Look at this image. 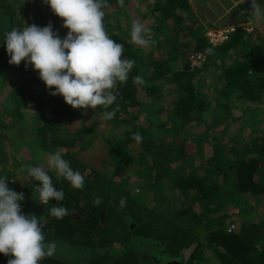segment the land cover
<instances>
[{
    "label": "trees",
    "instance_id": "1",
    "mask_svg": "<svg viewBox=\"0 0 264 264\" xmlns=\"http://www.w3.org/2000/svg\"><path fill=\"white\" fill-rule=\"evenodd\" d=\"M132 1L124 0V7H120L118 0H107L109 7L103 9L108 36L124 45L122 58L135 61L127 82L118 83L113 90L118 94L116 103L120 105V111L107 122L114 126L117 134L111 151H115L117 145L121 150L109 175L85 161V150L95 148L92 143L99 134L85 125L73 128L75 117L84 110L72 109L63 97L51 96L50 91L55 89H47L39 75H34L37 71L31 65L25 67L26 61H21L19 66L9 64L3 34L24 27L22 15L25 11H19L17 0H0V89L9 85L11 91V100L6 98L0 102V178L7 177L10 189L24 193L22 214L34 215L40 220L46 243L65 241L84 248L90 251V264H141L147 257L158 264L168 260L195 264L204 259L207 248L215 254L217 264H264V217L253 214L239 220L238 214H230L232 208L242 209L244 204L237 201L241 197L259 198L260 205L256 209L264 205L262 123L252 139H235L231 145L227 141L213 144L214 153L203 160L199 155H189L184 141L179 143L180 136L176 134L182 128L207 130L219 126L221 133H230L228 120L237 122L236 114L240 109H257L258 106L251 105L264 101V38L237 29L221 45L213 46L202 26L193 20L188 0H135L141 7L152 3L149 11L155 19L154 30L163 33L161 40L156 36L150 39L157 43L156 46L138 47L129 42L131 24L136 19L130 13H139L137 8H132ZM119 11L129 12L127 30L122 28L123 22L117 15ZM42 18L44 21L37 26L43 28L51 22L53 32L62 39L66 37L68 30L63 27V20L50 7L46 8ZM112 18L114 24L110 21ZM167 23L174 26L177 33L163 32ZM199 52L206 56L204 64L201 68L190 69L183 61V55ZM212 65L220 77L204 87L197 78ZM137 75L142 76L143 85L133 83V77ZM164 80L174 83L168 102H165L166 96L160 85ZM167 107L172 112L170 130L166 124L156 123L154 118ZM232 108L236 109L235 113L233 109L221 114ZM27 109H31L36 117L35 136L27 142H18V148L21 144L27 145L32 155L29 161L35 166L44 164L54 186L64 191L62 201L50 200L48 204H41L35 190L40 186L39 181L29 180L27 176L23 183L21 177L17 181L13 179L19 174L15 175V166L19 162L10 163L14 152L8 147L12 140L3 113L11 114L12 119L22 118ZM142 117L149 119L148 122ZM165 128L169 133L174 132L170 141L164 136ZM136 132L142 136L140 143L132 139ZM57 149H63V158L74 171L84 176L83 189L72 188L66 180H58L55 172L47 169L40 153ZM199 152L202 156L200 149ZM194 160L200 161L197 167L181 168L184 170H176V178L171 177L174 169L180 168L181 161L193 163ZM135 164L148 167L153 187H158L162 193L166 189H175L181 202L168 201L162 195L167 205L157 208L139 200L129 187L131 177L127 171ZM215 175H221L222 180L215 181ZM96 197L101 198V203L94 207ZM121 197L127 200L124 207L119 204ZM54 205H63L69 215L62 219L52 217L50 209ZM233 223L237 226L230 230ZM10 258L0 254V264H7ZM39 264L69 263L52 256L45 257Z\"/></svg>",
    "mask_w": 264,
    "mask_h": 264
},
{
    "label": "clouds",
    "instance_id": "2",
    "mask_svg": "<svg viewBox=\"0 0 264 264\" xmlns=\"http://www.w3.org/2000/svg\"><path fill=\"white\" fill-rule=\"evenodd\" d=\"M44 3L63 20V27L68 30L66 37L62 39L54 33L51 22L43 28L24 23L22 29L5 31L9 64L19 66L21 61H26L25 67L31 65L47 89H55L50 91L51 96L63 97L65 104L72 109L102 108L100 119L112 120L120 111V105L116 103L118 94L113 90L118 83L127 82L135 61L122 58L124 45L116 43L105 30L103 9L109 7L107 0H44ZM118 4L124 7V0H118ZM250 12L256 19L264 18V5L250 0ZM150 34L149 28L135 20L131 24L129 42L148 47L153 43ZM206 51L212 52L211 49ZM133 83L143 85L145 81L137 75L133 77ZM114 104L115 108L108 110ZM132 139L140 143L142 136L136 132ZM62 152L63 149L42 151L40 156L58 180L62 178L72 188L83 189L84 176L70 167ZM21 170L27 173L29 180L40 182L35 190L41 204L63 200V189L57 190L43 163L22 166ZM7 181V177L0 178V254L11 257L7 264H39L45 257L55 254L57 243H46L40 220L34 215L22 214L24 193L10 189ZM100 203V197L94 198V207ZM126 203V198L121 197L120 206L124 207ZM50 215L62 219L69 215V210L63 205H54Z\"/></svg>",
    "mask_w": 264,
    "mask_h": 264
},
{
    "label": "rangeland",
    "instance_id": "3",
    "mask_svg": "<svg viewBox=\"0 0 264 264\" xmlns=\"http://www.w3.org/2000/svg\"><path fill=\"white\" fill-rule=\"evenodd\" d=\"M19 3V11L20 9L25 11V15H22V20L24 23H30V24H36L40 25L44 19L42 18V15L46 13V8L50 7L46 3L43 2V0H17ZM132 8L135 9L137 8L139 12V17L138 14L134 13L132 15V12L130 13V16H136L135 20L141 21L147 28L150 29V36L149 39L154 38L155 36L157 37V40L163 39V33H156L155 32V19L150 20V21H145L142 17H147L148 11L144 9V7L140 6L139 2H136L135 0L132 1ZM144 9V11H142ZM113 11V10H112ZM129 13V12H128ZM128 13L124 11H119L117 12L118 17L120 20L123 22L122 28L124 30H127L128 28ZM111 23L114 24L115 20L114 18L110 19ZM172 24V22H169ZM166 30L163 32H170L171 34L177 33V30L174 26H169L167 23ZM166 36V35H165ZM153 40V39H152ZM157 43L153 42L149 45V47H154L156 46ZM186 56L183 55V61L185 64L188 63V53H185ZM165 56V55H163ZM182 53L179 55L181 58ZM206 73L202 72V74L199 75L197 78L199 81H201V84L205 87L207 83H210L214 81L216 78L215 74H217V69L214 65L208 67L206 69ZM38 76V72L34 74ZM12 76V75H10ZM14 76H12L13 78ZM217 82V81H216ZM162 86V92H164V95L166 96L165 102H168V99L170 100L172 98V91L174 90V83L165 80L163 83L160 84ZM11 97V91L9 88V85H4L0 89V102H3L6 98L10 99ZM61 97V96H60ZM11 100V99H10ZM230 100V99H229ZM149 102V100H147ZM227 102V101H226ZM233 103V102H232ZM231 103V104H232ZM252 107H257L256 110H248V108L240 109L238 111L239 114H236V118L238 121L236 122L235 120H228V126H231V131L230 133H221V127L219 126L218 128H210V129H205L203 130L202 127H192L189 129L182 128L180 132H177L180 137L178 138V142L181 143V141H184L186 150L189 155L191 156H198L201 158V160L208 158L214 153V145L213 144H218V143H224L227 141L229 145L233 143L235 139L241 140L244 139L245 141H248L250 138L252 139L253 134H256L259 130V125L262 123V127H264V101L261 103H254L251 105ZM260 106V108H259ZM234 108L231 110H224V113L221 114H226L227 112H231ZM233 112H236V109L233 110ZM100 108H97L95 110L93 109H87L84 110V112L79 116L75 117L73 121V128H78L83 125H85L88 129L91 131L95 132V134H99L98 138H96L92 145H95V148H91L88 150H85V156L83 153V156L85 158V161L89 162L90 164L95 165V167L107 174H112V166L114 161H116L117 155L120 153L118 151L121 150V146L117 145V148L115 151H111V148L113 145L116 144L114 137L117 138V134L115 133L114 126L110 123H108L105 120L100 119ZM171 109L166 108L162 112V114L155 116V121L156 123L166 124L167 129L170 128V122L169 116L171 115ZM9 115L11 114H5L3 113V117L7 120V124L9 125L8 127V134L12 140V143L8 145V147L14 152L13 154V159L10 161L14 165L15 160L18 161L19 163L15 166V170L17 171L15 173L18 174L16 177L13 179L17 181L18 178L21 177L22 183L25 181V177L27 176V173L25 171H22V166L26 165H32L35 166L34 163L29 161V158H31L30 151L28 149L27 145H23L20 148L18 142H27V140L33 138L35 136V122H36V117L35 114L31 109H27L24 111L23 117H17L12 119ZM147 111L145 116L147 117ZM146 117H142L143 121H147L149 119H146ZM253 120L255 124L253 125ZM78 121H82L83 123H80ZM146 123V122H145ZM211 123V122H210ZM230 123V124H229ZM208 127V126H207ZM225 125L223 126V128ZM261 127V128H262ZM165 128L164 130V136L167 138V141L171 140V137L174 136V132L169 133L168 130ZM170 130V129H169ZM219 135H218V134ZM219 136V137H218ZM232 137V142L230 141ZM92 138V137H91ZM173 138V137H172ZM214 140L212 142L211 140ZM229 141V142H228ZM10 143V142H8ZM12 146V147H11ZM19 149V150H18ZM200 151L202 152V156H200ZM137 150H135L136 153ZM137 156V154H135ZM27 158V161L24 159ZM9 163V164H10ZM184 163V164H183ZM200 161L194 160L193 163L190 162H183L181 161L179 163L180 168H175L173 173L171 174V177L176 178L177 174L176 170L182 171L184 169L181 168H186L187 170L193 168L196 165H199ZM184 165H188V167H185ZM21 166V167H20ZM175 166V163L172 165ZM20 167V168H19ZM197 167V166H196ZM185 169V170H186ZM128 177H131V185L129 187L131 190L134 191V194L136 195L139 200H142L144 202H150L152 207H157V208H163L167 204H165V199L162 197V195L165 198H168V201L170 199H174V202L176 203L181 202L180 199L176 196L177 191L174 189L168 190L166 189L163 193L158 187H153V179L150 176V171L147 166L144 165H139L135 164L132 166V168L128 169ZM215 181H220L222 180L221 175H215L214 176ZM20 181V180H19ZM18 181V182H19ZM20 181V182H21ZM19 182V183H20ZM21 184V183H20ZM225 190V189H224ZM227 191V189H226ZM230 193V192H229ZM172 196V197H168ZM239 204H244L242 206V209H235L232 208L230 214L233 215H239V220L243 219H248L250 218L253 214H259L262 217H264V205L260 206V208L256 209L260 204V199H256L253 196H248V197H241L238 200ZM259 204V205H258ZM179 206V204H177ZM240 211V213H238ZM236 223H233V225L230 227V230H233L236 228ZM57 243V249L55 254L53 255L54 257L62 258L64 261H67L69 264H90L91 258H90V251H86L84 248L72 245L68 242L65 241H55ZM148 251H143V253L146 254ZM215 254L212 252L210 249H206V252L204 254V259L203 260H198L196 261L195 264H217V258L214 256ZM93 260V259H92ZM166 262V261H165ZM164 262V264H165ZM141 264H158L155 262L154 259L147 257L143 263ZM163 264V263H161Z\"/></svg>",
    "mask_w": 264,
    "mask_h": 264
},
{
    "label": "crops",
    "instance_id": "4",
    "mask_svg": "<svg viewBox=\"0 0 264 264\" xmlns=\"http://www.w3.org/2000/svg\"><path fill=\"white\" fill-rule=\"evenodd\" d=\"M257 2L264 5V0H257ZM151 4L148 2L143 6L148 11V16L140 18L145 21L154 19L149 11ZM188 4L194 14L193 20L202 26L205 34L210 30L243 29L250 35L264 38V18L256 19L252 15L250 0H188ZM179 14L186 15L183 12ZM202 72L207 71L204 69ZM219 77L215 74L213 78Z\"/></svg>",
    "mask_w": 264,
    "mask_h": 264
},
{
    "label": "built area",
    "instance_id": "5",
    "mask_svg": "<svg viewBox=\"0 0 264 264\" xmlns=\"http://www.w3.org/2000/svg\"><path fill=\"white\" fill-rule=\"evenodd\" d=\"M235 30H210L206 32V36L209 40V43L213 46L221 45L227 38L231 32ZM206 60V56L199 53H192L188 57V65L190 69H198L201 68Z\"/></svg>",
    "mask_w": 264,
    "mask_h": 264
},
{
    "label": "water",
    "instance_id": "6",
    "mask_svg": "<svg viewBox=\"0 0 264 264\" xmlns=\"http://www.w3.org/2000/svg\"><path fill=\"white\" fill-rule=\"evenodd\" d=\"M166 263L167 264H182V262L179 260H168Z\"/></svg>",
    "mask_w": 264,
    "mask_h": 264
}]
</instances>
